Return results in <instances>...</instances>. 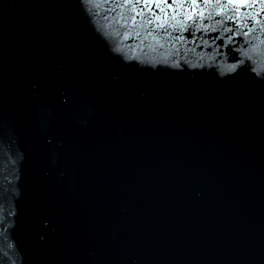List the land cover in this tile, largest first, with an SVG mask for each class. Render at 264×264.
<instances>
[{
	"label": "water",
	"instance_id": "obj_1",
	"mask_svg": "<svg viewBox=\"0 0 264 264\" xmlns=\"http://www.w3.org/2000/svg\"><path fill=\"white\" fill-rule=\"evenodd\" d=\"M161 7L0 0V264H264L262 6Z\"/></svg>",
	"mask_w": 264,
	"mask_h": 264
},
{
	"label": "snow or ice",
	"instance_id": "obj_2",
	"mask_svg": "<svg viewBox=\"0 0 264 264\" xmlns=\"http://www.w3.org/2000/svg\"><path fill=\"white\" fill-rule=\"evenodd\" d=\"M86 3H94L96 0H85ZM115 3H119L122 6L123 5H129V6H136V5H143L144 7H148L150 4L154 5L156 8L163 11L164 9L161 7H174L179 6L183 7L185 4H191L194 7H198L202 4H209L214 3L216 5H219L221 8L224 7V5H230L231 10L233 12L239 11L242 7H253L255 4L259 3L262 8L261 10L264 11V0H113ZM137 15H143V11L140 9H135ZM202 15V13H201ZM134 19V17H132ZM191 18V17H189ZM239 17H237L238 19ZM159 19V18H158ZM149 23L152 21L149 20ZM160 27H163V25H160Z\"/></svg>",
	"mask_w": 264,
	"mask_h": 264
}]
</instances>
